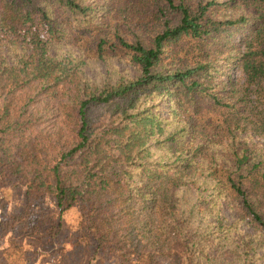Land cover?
<instances>
[{
    "label": "trees",
    "instance_id": "obj_1",
    "mask_svg": "<svg viewBox=\"0 0 264 264\" xmlns=\"http://www.w3.org/2000/svg\"><path fill=\"white\" fill-rule=\"evenodd\" d=\"M167 1H124L125 10L150 7L161 21L147 39L130 41L107 20L114 4L0 0V190L8 178L22 179V216L41 199L61 216L78 207L77 229L65 238L88 248L89 261L103 254L118 264H264V149L239 145L235 112L211 122L226 145L194 117L201 99L241 109L217 78L236 65L264 99V0H244L257 10L226 19L208 15L214 0ZM115 51L140 76L92 86L81 66ZM234 87L228 77L225 90L234 95ZM159 90L168 96L163 105H148ZM223 204L237 220L223 216ZM21 217L4 229L33 235L18 226ZM10 248L25 250L15 239Z\"/></svg>",
    "mask_w": 264,
    "mask_h": 264
},
{
    "label": "rangeland",
    "instance_id": "obj_2",
    "mask_svg": "<svg viewBox=\"0 0 264 264\" xmlns=\"http://www.w3.org/2000/svg\"><path fill=\"white\" fill-rule=\"evenodd\" d=\"M97 1L100 4H114V9L108 15L107 20L114 25L118 23L121 34L130 41L138 37L147 39L149 33L154 29L153 26L161 22L155 14L147 12L150 7L133 11L124 9L125 0ZM160 1L169 7L167 0ZM173 1L177 5L180 0ZM201 1L203 2V0H186V3L196 7ZM214 1L215 3L209 8L208 12V15L214 19L237 18L244 13H253L257 10L256 6L258 5L253 1L245 4L244 0ZM102 13L98 12L99 16L105 15L103 10ZM223 34L226 35L225 33ZM237 38L236 41H239L240 37ZM68 43L73 44V40H69ZM64 50H67V48H64ZM71 50L74 52L75 46H72ZM82 50H85V46L82 47ZM85 54L86 56H92V49L87 48ZM214 56L220 58L226 55L219 53ZM170 66L168 65V67ZM161 67L164 70L168 69L166 65ZM81 72L93 86L95 84L103 85L106 81H109V84H116L118 80L134 79L140 76L141 69L132 62L129 56H126L123 52L115 51L108 54L107 59L104 61L92 58L87 59L86 63L81 66ZM219 73L217 78L220 83V91L224 96H237L241 109L237 107L236 110H231L230 112L224 111V109H215L211 106L209 99H201L199 113L194 116L195 121L199 125H204L206 132L213 136L215 141L219 138L226 145L227 135L218 130L217 126L211 124V122H215L221 116L235 112V117L231 122L238 121L239 145L247 146L251 150L258 149L260 151L264 149V99L260 98L252 88L249 89L247 87L246 77L241 73L239 66L231 67L226 73L223 71ZM85 77L83 78L85 79ZM228 77L234 81L236 86L234 88L238 90L234 95L224 88ZM161 91L159 90L158 94L153 93L149 98L156 97V101L150 99L147 104L162 102L163 98L167 99L168 96L163 92L161 93ZM144 99V96H142L138 103ZM163 103L161 104L163 105ZM185 109L186 106L182 109V117L186 116ZM210 109H214V111ZM54 123L55 120L52 125L44 123L45 131H50ZM200 128L199 126L197 129L199 130ZM8 180V184L0 190V200H2L0 202V264H5L8 261L13 264H88V262L90 264H112L113 262L118 264L113 255L100 254L89 261L91 253L88 248L73 249L71 247L69 240L65 237L74 233L77 229L80 217L78 207L68 209L61 216L58 208L55 207L51 200L47 199L44 201L41 199L37 202L36 207L28 210V216H22L25 215L23 212L28 208L26 186L22 179L17 177H10ZM220 209L223 216L230 222L237 220L239 217L236 210L228 208L225 204L221 205ZM17 216H22V220L18 221V226L24 225L28 228H33V235L25 233L24 230L18 231L16 227L15 229L14 227H10L11 229L8 230L4 229L3 223L15 221L18 218ZM57 221H61V233L52 235L57 230V227L53 229ZM243 229H248L246 224L243 225ZM11 239H15L16 242L23 246L25 250L22 255L17 251L15 252L14 248H10Z\"/></svg>",
    "mask_w": 264,
    "mask_h": 264
}]
</instances>
